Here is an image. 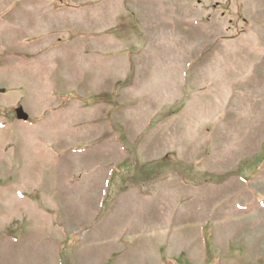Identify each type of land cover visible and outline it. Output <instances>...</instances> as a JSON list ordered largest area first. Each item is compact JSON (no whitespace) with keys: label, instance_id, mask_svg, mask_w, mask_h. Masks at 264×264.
I'll return each mask as SVG.
<instances>
[{"label":"rangeland","instance_id":"1","mask_svg":"<svg viewBox=\"0 0 264 264\" xmlns=\"http://www.w3.org/2000/svg\"><path fill=\"white\" fill-rule=\"evenodd\" d=\"M103 1L0 0V264H264V0Z\"/></svg>","mask_w":264,"mask_h":264},{"label":"crops","instance_id":"2","mask_svg":"<svg viewBox=\"0 0 264 264\" xmlns=\"http://www.w3.org/2000/svg\"><path fill=\"white\" fill-rule=\"evenodd\" d=\"M111 6H117L116 4H113L109 1H103L102 3L98 4L97 6H91L89 7V10L86 12H83V16L88 17V23L89 25H92V29L94 30L96 24L103 18L112 17L116 13L111 12ZM119 9H126V5L122 4V2L119 5Z\"/></svg>","mask_w":264,"mask_h":264}]
</instances>
